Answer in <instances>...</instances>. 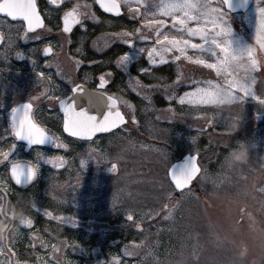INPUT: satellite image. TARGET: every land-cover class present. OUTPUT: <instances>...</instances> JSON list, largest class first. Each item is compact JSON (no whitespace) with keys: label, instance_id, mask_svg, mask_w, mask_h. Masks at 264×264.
<instances>
[{"label":"rangeland","instance_id":"rangeland-1","mask_svg":"<svg viewBox=\"0 0 264 264\" xmlns=\"http://www.w3.org/2000/svg\"><path fill=\"white\" fill-rule=\"evenodd\" d=\"M39 1L44 5L42 12L50 23L47 27L50 30L76 4L90 5V0H63L59 7L49 3V0ZM160 2L141 0V4L137 5L132 0L133 12L139 8L137 19L132 18L127 5L122 7L125 14L119 20V28H123L119 33L127 31L125 22L134 24L131 31L139 30L136 31L135 48L160 47L155 44V29L158 26H144L146 17L142 6L147 3L148 11L152 12L156 11L153 4ZM169 2L171 0H164V3ZM256 8L255 0H252L251 7L245 13L233 15L225 11L232 28L230 39L237 50L255 43ZM178 15L182 17V14ZM155 19L163 20L166 25L161 28V40L163 35H168L170 39L182 37L191 43H203L196 36H188L186 30L178 31L180 24L173 27V17L157 15ZM103 24L113 27L110 22ZM198 26H203V22L198 24L193 20L185 25V29ZM21 29V25L0 19V36H3L0 42V149L3 150L11 147L6 143L9 134L8 110L12 104L9 95L16 93L28 77H38L37 71L44 74V71L53 69L55 76H58L55 66L58 64L57 51L62 53L75 41L77 48L74 53L80 58L84 55L87 41L83 31L85 27L73 39L70 38L71 43L64 39L61 32L55 36L50 31L44 33L43 38L51 40L49 44L55 52L50 59L54 60V66L45 67L49 60L41 62L35 52L23 49L30 42L37 41V35L25 41ZM109 37H99L96 46L104 45V48L105 39ZM120 44L125 47L121 54H129L134 58L127 72L119 68V74L123 76L119 105L127 118V124L119 130V140L104 142L107 152L114 150L119 153V157L111 158L109 154L104 159L105 172H110L112 163H116L119 168V203L115 195L109 196L104 206L96 209L86 205L87 197L82 191L75 193L77 188H85L82 185L84 173L74 175L85 170V166H80L81 160L85 159L82 153L77 159L69 158L67 153L71 149L68 145L66 149H57L60 153L56 155L63 157V164L53 169L57 172L54 175H57L58 181H53V185L48 181L43 190L46 193L15 189L9 172L5 175L7 165H0V192L11 189L9 197H0V220L9 226L8 240L0 241V249H3L0 251V262L264 264V193L258 191L264 187V105L247 98L242 104L228 108L218 101L217 93L209 104L195 101L181 105L179 98L195 90V81L216 82L222 78L215 71L183 57L179 61L175 60L178 52L169 53L167 63L154 65L149 61L147 52L137 55L134 48L119 41ZM78 48L80 52L76 51ZM18 52L25 55L24 60L17 57ZM40 55L42 57V50ZM187 55L195 60L202 54L188 48ZM257 56L264 58V53L257 52ZM31 57L38 59L37 69L31 63ZM77 59H69L73 68L74 60ZM208 59L209 62H215L214 58ZM116 61L114 64L117 69ZM108 66L107 63L101 64L100 70H104L102 75L111 73L106 71ZM72 72L64 73L73 79L76 74L74 70ZM168 73L172 74V81H168ZM255 76L256 82L252 88L257 95L264 94V71L255 73ZM58 80L65 82L59 76ZM137 80L145 87L136 86ZM166 85L174 87L166 92ZM170 95L175 98L169 99ZM161 100L166 103L163 107L158 104ZM251 109L255 113L254 117ZM229 112L239 113L240 116V125L234 135H229V130L225 128ZM44 118L58 117L54 114ZM247 126L249 134L243 132H247ZM238 141L247 142L250 147L248 163L241 168L226 169L221 163L224 153ZM186 154L198 155L201 173L192 188L183 194L176 193L170 188L166 173L173 162ZM37 160L38 154L32 153L26 161L37 166L39 178L43 170ZM10 162H25L19 147L16 146ZM17 209H22L27 219L31 218L30 228L18 226L17 221L11 218L12 212ZM170 209L171 218L165 219ZM94 210L97 211L93 213ZM129 213L133 214V221L127 220L126 215ZM89 214L93 216L92 219L108 215V226L87 227L83 220H87ZM111 216L118 221L117 226L111 224ZM242 247L247 248V255L243 257L240 255Z\"/></svg>","mask_w":264,"mask_h":264},{"label":"snow or ice","instance_id":"snow-or-ice-1","mask_svg":"<svg viewBox=\"0 0 264 264\" xmlns=\"http://www.w3.org/2000/svg\"><path fill=\"white\" fill-rule=\"evenodd\" d=\"M49 3L59 7L63 0H49ZM96 3L99 4L104 12L114 16H120L122 14L121 8L127 5L132 18H138L139 8L136 9L135 13L133 12L132 0H96ZM135 3L139 5L141 0H135ZM255 3L257 5L255 43L240 50L234 48L230 39L232 28L225 16V10H231L232 8L231 0H171L169 3H164V0H161L159 4H153L156 11L152 12L148 11V5L144 3L142 5L145 9L143 15L146 17L144 26H151L152 24L158 26L155 29L157 36L155 44L160 45V47L153 46L150 49L144 47L135 48L136 31L139 30L113 33L109 38L105 39V47L119 40L128 47L134 48L137 55H143L147 52L149 61L154 65L167 63V55L175 51L179 53V55L175 56V60L179 61L183 57L189 62L215 71L217 76L222 78L216 82L212 80L195 81V90L186 92L183 97L179 98L181 105L194 103L195 101H199L200 104H209L216 97V93L221 87L230 90L238 104H242L247 98H252L258 104L264 105V94L257 95L252 88V85L256 82L255 73L264 71V58L257 56V52L264 53V4H262V0H255ZM0 14L10 18L12 21L23 22L21 31H23L22 38L25 41L29 39V33H35L38 29H45L36 0H0ZM178 14H182V17ZM157 15L173 17V27L177 23L180 24L181 28L178 31L183 32L186 30L188 36H196L203 43H191L182 37L170 39L168 35H163L161 40V28L166 25L163 20L155 19ZM84 19L96 21L95 14L91 12V5L76 4L71 10L64 13L62 32L64 39L68 43H71L69 34L75 26L80 25L82 29L85 27L83 24ZM193 20L198 24L202 21L203 26H198L195 29H185V25ZM48 31L51 30L48 29ZM35 38L40 39L41 37L37 34ZM2 41L3 36H0V42ZM96 44L97 42H94V46ZM188 48L197 50L202 55L193 60L192 57L187 55ZM76 51L80 52L81 50L78 48ZM43 55L45 57L54 55L51 44L43 48ZM17 57L20 60L25 59V55L21 52L17 53ZM208 57L214 58L215 62H209ZM30 59L34 68L37 69V60L34 57ZM133 59V56L129 54H122L117 59L116 65L127 72L129 66L133 63ZM81 65V60H74L73 70L78 71ZM44 66L53 67L54 60H49ZM55 66L57 67V75L70 86V94L55 95V89L50 87L52 84L51 76L45 77L42 72L37 71L40 81L39 86L43 91L33 97L29 103L24 104L21 109L12 110L10 134L16 141H23L33 148L46 144H51L57 149L67 148V145L59 142V138L50 136L47 130L32 118L34 102L41 98L58 101L60 110L63 112V130L74 138L92 140L96 133L111 131L113 128L125 123V118L118 109L117 101L113 96H107L105 102L104 93H89L83 84H77L70 76L62 72L58 64ZM107 75L110 77L112 74L108 73ZM107 82L105 76L101 75L99 77V88L103 89ZM136 86L145 87L138 80L136 81ZM56 87L58 88V86ZM164 87L167 92L169 88L174 86L166 85ZM174 98L173 95L169 96V99ZM128 106L131 107V105ZM222 146L224 147L225 144L223 143ZM15 149L16 143H13L7 150L0 149V165H7L5 175L10 172V179L16 185L23 186L25 183H31L36 178L38 169L35 164H29L25 167L19 162H10ZM94 153L95 150L93 149L89 156ZM39 156L40 154H38ZM99 158L107 159L106 156H100ZM46 163L53 168L58 167L63 164V157H51ZM85 165L86 161L81 160V168ZM110 171L113 173L117 171L116 163L111 164ZM200 171L201 168L197 164V159L193 156H190L179 168L172 166L170 176L175 189L183 194L186 189H189L192 181ZM77 179L79 180V178ZM5 183L7 182L5 181ZM10 191L11 189L8 188L6 191L0 192V197H9L8 193ZM258 191L264 193V187L259 188ZM170 198L171 193H169ZM113 206H115V201H113ZM171 214L172 210L170 209L164 218L170 219ZM126 218L128 221L134 220L131 213L127 214ZM24 226L29 228L32 226L31 218L27 219ZM0 251H3V249H0ZM0 264H3V262H0Z\"/></svg>","mask_w":264,"mask_h":264},{"label":"flooded vegetation","instance_id":"flooded-vegetation-1","mask_svg":"<svg viewBox=\"0 0 264 264\" xmlns=\"http://www.w3.org/2000/svg\"><path fill=\"white\" fill-rule=\"evenodd\" d=\"M37 7L43 16V19L45 21V29L37 30L35 33H29V40H31L32 37H35L37 34L42 35V39H37V41H32L29 43V45L23 46V49L25 48L27 51L31 50L32 52H35V55H39V60L41 62H47L48 60L52 59L53 56L45 57L43 55V48L45 46L49 45V42H51L50 39L43 38L44 33L49 32L47 27H49V21L45 18L43 15V9L40 10V1L36 0ZM89 4L91 5V12L95 14L96 21L94 22L92 19H85L84 26L85 34L87 35V41L85 44V52L84 55L79 57L75 56L74 50L77 48V44L72 42L69 44L68 49H63V52L57 51V63L59 66V69L62 70V72L65 73H73V65L71 64L70 60L71 57L78 58V60L82 61V65L80 66L78 71H75V76H73V80L77 84H83L84 87L90 92V93H104L105 99L107 96H113L117 101V107L120 109L119 105V91L122 90L123 86V76L119 74V68H115V60L119 58V49L124 50L123 45H119V40L112 43L110 46L104 47V45L101 46H94V42L97 41V39L101 36H107L111 35L113 33H119V20H121L122 17H115L111 15L103 14L98 7L96 6V0H90ZM43 5V4H42ZM44 7V5H43ZM123 13L124 9L122 8ZM63 16L62 15L59 18V21H57L58 25L56 27H53L50 31V34L52 36H55L57 33L61 32L63 37L64 34L62 32L63 29ZM7 21V20H5ZM8 22V21H7ZM110 22L111 26L113 27H105L103 23ZM10 23V22H9ZM13 24V23H11ZM113 24V25H112ZM115 24V25H114ZM18 25H21L23 27V24L18 23ZM81 32V26L77 25L73 28L72 32L69 34L70 38H74L76 33ZM99 48V50H98ZM25 50V51H26ZM42 50V57L40 55V52ZM99 52H98V51ZM104 50V51H103ZM67 51V52H66ZM53 53L55 54L54 50ZM122 55V54H121ZM120 55V56H121ZM36 59V57H34ZM38 60V59H36ZM107 63L109 66L106 68V71L111 72V76H105L106 80L108 81L103 89L99 88V77L102 75L103 69L100 70L101 64ZM44 71L45 77L51 76L52 78V84L50 87L55 89L56 95L64 94H70V86L66 85L65 82H62L58 80V76H55V72L52 71ZM120 75V76H119ZM87 77V79H85ZM27 79V78H26ZM154 82V81H151ZM150 82V83H151ZM39 77H28L27 80H24L22 82V85L19 90H17L16 93H12L9 95V101H11V105L8 110V139L6 143L9 145H12L13 143H16V146L20 148V150L23 152L25 156V162H21L20 164L23 166H27L29 164H32L28 161H26L29 156L32 153L40 154L42 156H39L38 162L41 163V169L43 172L39 175V178H36L31 183H26L23 186L16 185L12 180V184L15 187V189H19L21 191H43L44 185H47L48 181L49 184L53 185V181L57 182L58 178H56L54 173H57L56 171H53V167L46 163V161L51 157H57L60 151L57 150V148L53 147L51 144L46 146H35L30 147L26 150L28 144L23 141H16L15 138L10 134V128H11V121L10 117L12 115V110L17 109L20 106H23L26 103H29L30 100L37 96L39 93L43 91V89L39 86ZM58 86V88L56 87ZM133 97V96H131ZM121 113L124 115V113L121 111ZM56 114L58 118H48L45 119V116H51ZM125 116V115H124ZM35 122L40 124L42 127H44L48 134L52 136L53 138H59V142L64 143L65 145H68L70 147V152L67 153V156L71 159L78 158L81 156V153L83 154V157L86 161L85 170L82 172H75L76 174H83V183L82 185L85 186L84 190L77 188L75 193H83L86 198V205H89L92 208H96L99 206H104L103 204L106 202V199L109 196L115 195L118 199L119 203V168L117 167V171L115 173L113 172H105L104 171V159H100V156H109L112 157H119V153L115 152L114 150H110V152L106 150L104 142L107 140H119V130H121L123 127L127 124V118H126V124L122 126L120 129H116L115 131H112L107 134H101L96 135L92 138V140H79L76 138L69 137L65 135L62 131V117L59 113V103L56 100H48L46 98H41L38 101L34 102V108H33V117ZM47 118V117H46ZM95 150V153L91 156H89V153L92 150ZM106 155H105V154ZM108 153V154H107ZM183 157V156H182ZM182 157H179V160L182 159ZM76 158V159H77ZM199 160V157H198ZM175 161V162H177ZM173 162V163H175ZM172 163V164H173ZM171 167V165H170ZM169 167V168H170ZM51 172V174L48 171ZM168 172V171H167ZM10 175V172H9ZM167 177V173H166ZM38 180V181H37ZM168 184L170 188L172 187L168 177H167ZM192 188V186H191ZM190 189V188H189ZM188 189V190H189ZM53 192V191H52ZM185 192V191H184ZM43 193H46V191ZM97 210H94L93 213H95ZM95 216V214H94ZM107 216L106 214L95 216L100 217V219H92L93 216L91 214L88 215L87 220H83L87 225V227H107ZM112 220H110L112 225L117 226L118 221H115L113 217L111 216ZM111 226V225H110Z\"/></svg>","mask_w":264,"mask_h":264},{"label":"clouds","instance_id":"clouds-1","mask_svg":"<svg viewBox=\"0 0 264 264\" xmlns=\"http://www.w3.org/2000/svg\"><path fill=\"white\" fill-rule=\"evenodd\" d=\"M218 101L226 105L228 108H233L238 105V101L230 90L226 88H221L217 92ZM227 123L225 128L228 129L229 135H234L238 130L240 125V116L239 113L233 114L229 112L226 117ZM250 154V147L247 142L238 141L236 144L228 148L227 152L224 153L222 159V165L224 168L232 170L241 168L248 163ZM11 218L15 219L18 223V226H23L27 221V217L22 209L14 210L11 214ZM8 225H6L2 220H0V241L6 242L8 240ZM240 255L243 257L247 255V248L242 247Z\"/></svg>","mask_w":264,"mask_h":264},{"label":"water","instance_id":"water-1","mask_svg":"<svg viewBox=\"0 0 264 264\" xmlns=\"http://www.w3.org/2000/svg\"><path fill=\"white\" fill-rule=\"evenodd\" d=\"M231 2H232V8H231V10H228V9H226L225 11L226 12H228L229 14H233V15H236V14H241V13H245L250 7H251V4H252V0H231ZM96 6L98 7V9L103 13V14H106V15H111V16H114V15H112V14H110V13H106V12H104L103 11V9H101L100 8V6H99V4L98 3H96ZM38 8V7H37ZM38 11H39V9H38ZM39 13H40V11H39ZM121 15L120 16H115V17H122L123 15H124V13H123V10H122V8H121ZM40 15H41V13H40ZM42 16V15H41ZM42 18H43V16H42ZM0 19H3V20H7L8 22H10V23H13V24H18V23H21V24H23V22L22 21H12L10 18H7V17H4L2 14H0ZM43 21H44V19H43ZM44 24H45V21H44ZM38 30H41V29H38ZM90 93V92H89ZM105 102H106V99H105ZM22 108V106H20V107H18L17 109H21ZM121 112V111H120ZM59 113H60V115H61V117H62V131H63V133L65 134V135H67V136H69L66 132H64V130H63V112L60 110V107H59ZM122 114V113H121ZM123 115V114H122ZM124 116V115H123ZM124 118H125V116H124ZM10 121H11V117H10ZM126 124V118H125V123L124 124H121L119 127H117V128H113L111 131H108V132H98V133H96L94 136H96V135H101V134H107V133H110V132H112V131H115L116 129H120L122 126H124ZM93 136V137H94ZM69 137H71V136H69ZM72 138H74V137H72ZM76 139H78V138H76ZM79 140H83V139H79ZM46 145H49V144H46ZM46 145H43V146H46ZM31 146H27V148H26V150L27 149H29ZM190 156H193V157H196V159H197V164H198V166H199V163H198V155H196V154H194V155H189V154H186V155H184L183 157H182V159L181 160H179V161H177V162H175V163H173L172 165H171V167L172 166H176V167H181L184 163H185V161L190 157ZM26 167V166H25ZM171 167L168 169V172H167V177H168V180H169V182H170V184H171V186H172V188H173V190L176 192V193H181L180 191H178V190H176L175 189V185H174V183L171 181V176H170V171H171ZM200 167V166H199ZM201 168V167H200ZM200 173H201V171H200ZM200 173L197 175V177L192 181V183H191V185L189 186V188H191V186L193 185V183L195 182V180L198 178V176L200 175ZM14 182V181H13ZM26 184V183H25ZM24 184V185H25ZM186 190H188V189H186ZM185 190V191H186Z\"/></svg>","mask_w":264,"mask_h":264},{"label":"trees","instance_id":"trees-1","mask_svg":"<svg viewBox=\"0 0 264 264\" xmlns=\"http://www.w3.org/2000/svg\"><path fill=\"white\" fill-rule=\"evenodd\" d=\"M44 7H43V5H42V2L40 1V10L41 9H43ZM42 11V10H41ZM126 23V26H128V27H126L125 28V30H127V31H131L132 30V28H133V26H134V24H132V23H128V22H125ZM123 28H119V30H122ZM122 51L123 50H120L119 49V56L121 55V53H122ZM162 75H165V73H162ZM168 75V81H172V74H170V73H168L167 74ZM170 75V76H169ZM160 84H163V82H159ZM158 104L160 105V106H165L166 105V103L163 101V100H161V101H158ZM251 111H252V116L254 117L255 116V113H254V111L251 109ZM250 122H252V121H250ZM250 122H249V125H250V131L252 132V130H251V124H250ZM254 123H257V122H255L254 121ZM246 130H247V132L245 131V130H243V132H245V133H248L249 134V127L247 126L246 127ZM242 132V133H243ZM247 134V135H248ZM243 135V134H242ZM193 264H198V263H193Z\"/></svg>","mask_w":264,"mask_h":264}]
</instances>
